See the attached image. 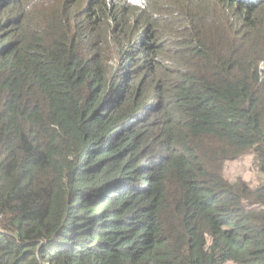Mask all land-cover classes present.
<instances>
[{
    "label": "trees",
    "instance_id": "1",
    "mask_svg": "<svg viewBox=\"0 0 264 264\" xmlns=\"http://www.w3.org/2000/svg\"><path fill=\"white\" fill-rule=\"evenodd\" d=\"M264 0H0V264H264Z\"/></svg>",
    "mask_w": 264,
    "mask_h": 264
},
{
    "label": "rangeland",
    "instance_id": "2",
    "mask_svg": "<svg viewBox=\"0 0 264 264\" xmlns=\"http://www.w3.org/2000/svg\"><path fill=\"white\" fill-rule=\"evenodd\" d=\"M225 175L231 179L243 176L250 181L263 178L251 156H246L237 161L228 162L226 165Z\"/></svg>",
    "mask_w": 264,
    "mask_h": 264
},
{
    "label": "built area",
    "instance_id": "3",
    "mask_svg": "<svg viewBox=\"0 0 264 264\" xmlns=\"http://www.w3.org/2000/svg\"><path fill=\"white\" fill-rule=\"evenodd\" d=\"M2 217H1V215H0V219H1Z\"/></svg>",
    "mask_w": 264,
    "mask_h": 264
}]
</instances>
